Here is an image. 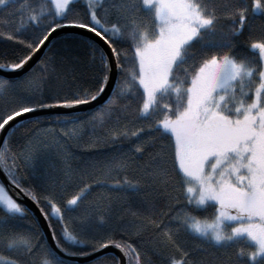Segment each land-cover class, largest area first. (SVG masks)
<instances>
[{
    "label": "snow or ice",
    "instance_id": "snow-or-ice-1",
    "mask_svg": "<svg viewBox=\"0 0 264 264\" xmlns=\"http://www.w3.org/2000/svg\"><path fill=\"white\" fill-rule=\"evenodd\" d=\"M256 19L264 22V0H0V44L11 49L0 55L2 70L23 69L62 28L84 30L107 49L89 37L93 84L64 95L44 97L31 73L0 77V97L8 96L0 171L35 204L59 253L112 246L123 260L99 264H264V32L253 34ZM37 63L47 72L46 60ZM110 82L86 119L63 114L59 130L27 127L40 121L25 114L88 106ZM89 127V146L128 145L103 158L102 178L89 182L82 173L71 193L65 181L44 191L25 183L27 175L48 178L53 146L71 181L70 153L59 140H78ZM18 129L25 131L14 148ZM94 187L91 210L70 227L66 215ZM149 228L155 260L133 242ZM59 253L0 184V264H65Z\"/></svg>",
    "mask_w": 264,
    "mask_h": 264
},
{
    "label": "trees",
    "instance_id": "trees-1",
    "mask_svg": "<svg viewBox=\"0 0 264 264\" xmlns=\"http://www.w3.org/2000/svg\"><path fill=\"white\" fill-rule=\"evenodd\" d=\"M76 7L78 10L82 11V2L77 4ZM251 25L252 32L254 35L258 36L261 34V32H264V22H262L260 19L252 21ZM87 44V38L75 33H64L58 35L46 46L39 60H46L49 65L47 72H44L42 68L38 66V63H36L23 76L31 73L33 77L41 78V91L44 97H54L57 94L64 95L75 91L77 88L81 90L88 88L93 84V78L96 75V67L91 61V51L90 48L87 47ZM5 48H8L9 52L11 51L7 44H0V55L4 53ZM49 49H51V51H49ZM23 76L12 80H18ZM14 91L18 95L27 94L23 91L21 87L15 88ZM7 99V95L0 97V110L3 109V105ZM90 111L60 114L47 113L30 117L32 120H39L40 124H28L27 127H39L41 129H47L51 126L52 128L59 130L61 125L55 123L57 115L70 114L74 116H79L81 119H86L87 114ZM24 131L25 129H18L15 132V135L13 136L11 141L14 148L17 147V145L20 143V138L24 134ZM91 135L92 130L91 127H89L88 129L82 132L81 138L78 140H67L66 138L59 140V143L63 144L67 152L70 153L68 165L71 167L73 174V179L71 181H68L66 179L64 172L62 171L65 165L61 162V158L59 153L57 152L56 147L53 146L48 152V178H36L31 175H27L25 183H34L38 191H44L46 190L45 186H50L53 181L56 182L57 187L60 186L61 181H65L67 185L66 193H71L74 190L76 179L82 173L87 174L89 182L93 179L102 178L103 168L100 165H102L103 163V158L111 156L114 153L115 148H120L121 151L126 152L128 145L126 143L123 145L117 144L113 148H110L107 144L89 146V140ZM96 135H103V129L97 127ZM49 138L51 139V134ZM96 162H98L97 167L93 168V164ZM47 190L51 189L48 188ZM99 191V189L94 187L93 192L88 197H86V202L82 203L80 208H78L75 212L66 215V219H68L69 216L73 218L69 225L70 227L79 226V217L85 211L91 210L87 201H93L95 199V195ZM114 195L116 194L114 193ZM21 223L25 222L21 221ZM56 231L59 235L61 231L59 225H57ZM153 236L154 232L151 228H149L148 231L143 232L139 237H133V242L138 245L143 252L147 253L149 257L155 260L157 259V257L152 254ZM194 243V241L189 240L190 246H194ZM68 248L70 251L76 253L75 255L71 256H82L80 254L81 252L85 253L83 255L93 252L91 248L87 245H68ZM112 256V254L106 253L102 256L95 257L88 262H83L79 264H99L100 260L110 258ZM65 264L70 263L65 262Z\"/></svg>",
    "mask_w": 264,
    "mask_h": 264
},
{
    "label": "water",
    "instance_id": "water-1",
    "mask_svg": "<svg viewBox=\"0 0 264 264\" xmlns=\"http://www.w3.org/2000/svg\"><path fill=\"white\" fill-rule=\"evenodd\" d=\"M64 33H75V34L81 35L87 39H89V37L91 36L92 39L95 40V42L99 46L104 47L105 50H107L106 46L103 45V42L100 41L99 38L92 36V34L87 33L84 30L77 29V28H62V29L57 30L54 34H52L50 36V39H49V41L46 42V45L42 46V49L38 50L37 53L34 54L32 59L27 63V65L23 69L15 70V71H5V70L0 69V77L7 78V79H16V78L23 76L27 71H29L40 60L42 53H43L44 49L46 48V46L56 36L64 34ZM115 75H116L115 69H113L112 82H114ZM110 88H111V82L109 84V89L106 90V93L104 95H102L100 98H98V100L96 102H94L88 106H78L77 108L71 109V110L64 109V108L43 109V110H38L36 112H33L31 114H25V117L30 118V117H34V116H38V115H42V114H47V113L60 114V113L90 111V110L96 108L97 106H99V104H101L103 102V100L107 98V92L110 91ZM20 119H21L20 117H17L16 118L17 122H19ZM5 132H6V130H5ZM5 132H0V136H3L5 134ZM0 184H3L8 189L10 195H12L14 198H16L18 200V202L23 204L26 208L30 209L31 212L33 213V215L38 218V223L41 226V229L44 233L46 242L53 248V250H55L57 253H59V250L55 248V242H53L51 239V233L48 231L47 225L44 222L43 218L40 217L39 212L36 209L35 204H33L32 201L27 196H25L23 193H21L19 191V189H16L13 185H11L9 183L7 177L4 175V173L2 171H0ZM106 253H110L113 256H116V257L120 258L121 260H123V254L118 249H115L112 246H109L107 249L101 250L100 252H92L90 254H86V255H82V256H69V255H64L63 253H59V254L63 256V259L65 262L70 263V264H79V263H83V262H88V261L92 260L93 258L102 256Z\"/></svg>",
    "mask_w": 264,
    "mask_h": 264
}]
</instances>
